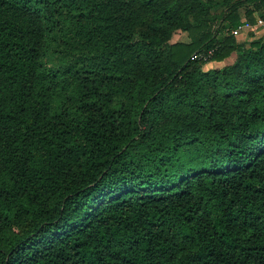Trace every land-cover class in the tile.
<instances>
[{"label": "trees", "instance_id": "1", "mask_svg": "<svg viewBox=\"0 0 264 264\" xmlns=\"http://www.w3.org/2000/svg\"><path fill=\"white\" fill-rule=\"evenodd\" d=\"M255 11L0 0V264H264Z\"/></svg>", "mask_w": 264, "mask_h": 264}, {"label": "built area", "instance_id": "2", "mask_svg": "<svg viewBox=\"0 0 264 264\" xmlns=\"http://www.w3.org/2000/svg\"><path fill=\"white\" fill-rule=\"evenodd\" d=\"M264 24V18L261 16L256 17L255 23L250 22L247 19L242 20L241 24L238 26L234 27L231 32L236 35V36H242V34L246 31L252 30L256 26H260ZM179 32H182L181 30H178L174 33V35H178ZM173 35V36H174ZM214 49H208V50H203V51H196L191 55L192 59H202L206 62H208L211 58V55L213 53Z\"/></svg>", "mask_w": 264, "mask_h": 264}, {"label": "crops", "instance_id": "3", "mask_svg": "<svg viewBox=\"0 0 264 264\" xmlns=\"http://www.w3.org/2000/svg\"><path fill=\"white\" fill-rule=\"evenodd\" d=\"M254 16H255V18L257 17V16H261L259 13H258V11H255L254 12ZM262 17V16H261ZM244 19H246V18H243V20ZM255 21H256V19H255ZM255 23V22H254ZM254 32H255V36H263L264 35V24H262V25H260V26H256L255 28H253L252 29ZM250 31V30H249ZM249 31H246V32H244L243 34H242V36L241 37H243V39H250V37H249V34H250V32ZM181 32H179V34L178 35H181L180 34Z\"/></svg>", "mask_w": 264, "mask_h": 264}, {"label": "rangeland", "instance_id": "4", "mask_svg": "<svg viewBox=\"0 0 264 264\" xmlns=\"http://www.w3.org/2000/svg\"><path fill=\"white\" fill-rule=\"evenodd\" d=\"M180 34H181V35H174V36H172L171 41L175 42V41H186V40H188L187 32L182 31ZM239 39H240V40H243V37L240 36ZM232 57H233V56H230V57L228 58V60H232ZM212 64H213V61L211 60L210 62L206 63L205 66H210V65H212Z\"/></svg>", "mask_w": 264, "mask_h": 264}]
</instances>
